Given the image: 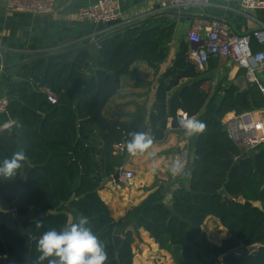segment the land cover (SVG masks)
Wrapping results in <instances>:
<instances>
[{"label":"trees","instance_id":"1","mask_svg":"<svg viewBox=\"0 0 264 264\" xmlns=\"http://www.w3.org/2000/svg\"><path fill=\"white\" fill-rule=\"evenodd\" d=\"M176 30L174 18L162 16L104 39L95 69L86 49L39 60L7 75L3 98L8 107L0 115V159L22 146L29 161L14 179H0V192L18 216L58 214L40 220L44 224L40 229L35 222L19 224L13 231L1 227L0 264H35L39 255L36 239L81 214L88 217L89 226L103 242L106 264H133L132 246L141 229L173 256L175 264H264V146L243 152L230 139L224 123L230 114L264 109V94L258 85L249 84L244 90L229 85L192 147L189 185L175 191L171 206L147 205L138 214L131 212L116 221L100 197L107 181L126 163V149L120 153L117 148L130 137L129 126L107 119L104 108L135 63L159 71L169 59ZM252 48L260 50L256 42ZM188 50L182 44L172 67L160 79L156 114L151 118L155 141L164 139L169 117L177 127L179 110L198 117L208 101L202 91L206 79L189 60ZM184 79L193 83L174 96L168 114V95ZM261 80L264 85V76ZM38 85L52 90L56 104L48 101ZM4 124H13L10 131L3 129ZM222 190L229 198L220 195ZM240 198L244 203L238 202ZM209 218L228 234L221 245L209 242L202 230ZM131 227L133 231L128 230ZM116 236L123 239L119 252ZM243 246L250 248L249 253L236 255Z\"/></svg>","mask_w":264,"mask_h":264},{"label":"crops","instance_id":"2","mask_svg":"<svg viewBox=\"0 0 264 264\" xmlns=\"http://www.w3.org/2000/svg\"><path fill=\"white\" fill-rule=\"evenodd\" d=\"M98 1L56 0V9L49 15L10 14L5 5L0 3V62L3 68L14 67L11 69V72H14L18 69L15 66L27 60L94 45L110 34L159 12L153 0H120V18L115 25H96L80 21L79 9ZM180 13L194 17L193 20L187 17L183 22L173 17L177 22V30L170 45L169 59L160 66L157 73L146 63H135L129 74L121 79L117 94L104 108L103 114L107 119L128 125L130 133L142 131V127L146 126V132L152 136L151 118L156 114V93L160 79L172 67L182 44L190 49L189 32L197 22L224 20L238 34L253 33L264 26V10L245 12L241 10L238 2L227 0L195 3ZM88 49L91 56L96 57L95 63L91 65L95 69L99 45ZM211 59L203 72L194 66L206 79L202 91L207 94L208 101L197 117L205 124L213 117L220 104V98L227 92L229 85L234 84L244 90L248 83L245 71L231 60L217 57ZM263 76L264 73L258 75L259 81ZM6 77L5 71L0 70V99L4 97L7 87ZM192 83V79H184L168 95V114L171 112L170 104L175 94ZM170 119L172 118L169 117L167 121L164 139L155 141L153 145V150L157 153L155 165L147 155L133 157L127 153L126 163L120 169V183H116L113 178L107 181L104 189L100 191V197L110 209L114 220L125 219L131 212L136 215L147 205L164 203L171 206L175 191L179 187L189 185V171L180 180H175L168 171V165L185 144V135L179 131L178 125L174 127L173 123H170ZM196 138L197 136H194L190 140L192 147ZM125 149L124 144L119 152H124ZM125 172L133 174V178L128 182L123 179ZM238 202L244 203V200L240 198ZM254 205L261 208V204ZM128 230L133 231V228ZM202 230L214 245H221L228 238L227 232L213 218L206 221ZM132 249L133 264H175L173 256L168 251L161 250L143 229L139 231L138 237L135 236Z\"/></svg>","mask_w":264,"mask_h":264},{"label":"built area","instance_id":"3","mask_svg":"<svg viewBox=\"0 0 264 264\" xmlns=\"http://www.w3.org/2000/svg\"><path fill=\"white\" fill-rule=\"evenodd\" d=\"M158 7V13L178 12L194 5L204 4L207 0H153ZM238 2L241 10L245 12L264 10V0H227ZM5 5L8 13H23L30 15H49L56 9V0H0ZM78 18L82 22L96 25H115L120 18V0H99L98 2L79 9ZM191 47L188 57L198 70H205L212 57L231 60L240 69L245 71L249 84L258 85L264 94V85L258 75L264 73V26L253 33L238 34L233 28L223 21L197 22L189 32ZM256 42L260 50L253 51L252 44ZM1 59V58H0ZM0 70L3 71L2 62ZM41 92L45 93L48 101L56 104L57 98L50 88L38 85ZM8 101L0 99V115L6 113ZM187 112L179 110L176 120L182 119ZM189 115V114H188ZM174 122L170 119V123ZM224 123L230 139L245 153L253 152L264 146V109L255 112H246L241 115L230 114ZM13 124H9V127ZM178 125V123H177ZM183 134V129L178 126ZM189 138L185 137L184 147L176 155L185 161L182 173L173 177L175 180L183 178L190 167L192 160V146ZM118 146L117 150L123 148ZM123 150V149H122ZM121 150V151H122ZM133 178L131 172H125V182ZM2 205L0 203V209ZM3 209V208H2ZM10 210L16 214L14 209Z\"/></svg>","mask_w":264,"mask_h":264},{"label":"clouds","instance_id":"4","mask_svg":"<svg viewBox=\"0 0 264 264\" xmlns=\"http://www.w3.org/2000/svg\"><path fill=\"white\" fill-rule=\"evenodd\" d=\"M183 129L185 137L191 139L206 130V124L195 115L185 114L177 121ZM5 131H10L8 124L3 125ZM125 148L130 156L147 155L153 165L157 160V153L153 150L155 138L146 131L129 133ZM29 161L24 147L18 146L10 156L0 159V179L12 180ZM185 161L176 158L168 165V171L175 177L183 172ZM155 167L153 171H155ZM37 229L43 228L42 221H36ZM36 251L39 255L35 264H106L108 259L103 242L94 234L89 226V219L81 214L78 219L68 221L62 228L45 230L36 239Z\"/></svg>","mask_w":264,"mask_h":264},{"label":"water","instance_id":"5","mask_svg":"<svg viewBox=\"0 0 264 264\" xmlns=\"http://www.w3.org/2000/svg\"><path fill=\"white\" fill-rule=\"evenodd\" d=\"M162 16H169V17L179 18L180 22H183L184 19L187 18V17L190 20H193V17H194V16L193 17L192 16H187L185 14H181V13H178V12L159 13V14L152 15L149 18H146L143 21H140V22H137L135 24H132V25H130V26L124 28V29H129V28H133V27L145 24V23H147V22H149L151 20L157 19V18L162 17ZM122 30L123 29H121L119 31H122ZM117 32L118 31L110 34L107 37H110V36L114 35ZM106 38H103V39L97 41L96 43H94V45L85 46V47L79 48V49L76 48V49L68 50V51H65V52L58 53V54H52V55H48V56H44V57L30 59V60H27L25 62L20 63L19 65L15 66V67L19 68V67H22L24 65H27V64L39 61V60H43V59H47V58H51V57H56V56H60V55H63V54H68V53H72V52H76V51H80V50H86V49H88L90 47L100 45V43ZM13 68H7V69L3 68V71H5V73L7 75H10L11 74V69H13ZM175 95L179 96V93H176ZM146 129H147L146 126L142 127V131H146ZM120 178H121V172H117V174L114 176V181L116 183H120ZM186 187H188V186H186ZM220 195L223 196L224 198H229V195L226 193L225 190H222L220 192ZM0 203H1L2 208H3V209L2 208L0 209V228L5 226L6 228H8L9 230H12V231L15 230L17 225H19V224L34 223V222H36L38 220L40 221V220H42L44 218H47L48 216L57 215L58 214L57 211H47V212L39 213V214L32 213L29 216H18L17 214H14L10 210V206L8 205L6 199L1 194V192H0ZM70 220H74V218L70 217L69 221ZM127 225H129V223H127ZM114 242H115L116 251L119 252L121 247H122V244H123L122 237L116 236L114 238ZM262 246L264 247V243L262 244ZM249 251H250V248L243 246L240 250H236L235 254L238 255V256H245V255H247L249 253ZM214 264H217V263H214Z\"/></svg>","mask_w":264,"mask_h":264},{"label":"rangeland","instance_id":"6","mask_svg":"<svg viewBox=\"0 0 264 264\" xmlns=\"http://www.w3.org/2000/svg\"><path fill=\"white\" fill-rule=\"evenodd\" d=\"M95 61H96V57L94 58V56H91V62H90V64L92 65V64H94L95 63ZM207 68V67H206ZM201 72H203L202 70H200ZM249 85V83H247V86ZM252 85H254V84H252ZM246 86V87H247ZM209 87H210V90H212V86H211V84L209 85ZM206 235V234H205ZM207 237V236H206ZM208 239V238H207ZM209 240V239H208ZM209 242H213V241H210L209 240ZM222 244V243H221Z\"/></svg>","mask_w":264,"mask_h":264}]
</instances>
